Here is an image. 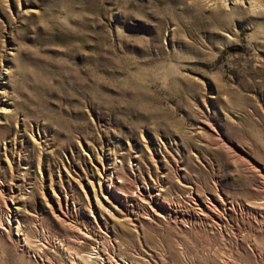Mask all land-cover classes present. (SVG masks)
<instances>
[{"label":"rangeland","instance_id":"obj_1","mask_svg":"<svg viewBox=\"0 0 264 264\" xmlns=\"http://www.w3.org/2000/svg\"><path fill=\"white\" fill-rule=\"evenodd\" d=\"M5 204L0 264H264V0H0Z\"/></svg>","mask_w":264,"mask_h":264},{"label":"bare ground","instance_id":"obj_2","mask_svg":"<svg viewBox=\"0 0 264 264\" xmlns=\"http://www.w3.org/2000/svg\"><path fill=\"white\" fill-rule=\"evenodd\" d=\"M225 3V2H224ZM222 4V3H221ZM224 6V5H223ZM117 186L115 185V184H113V185H111V183L109 184V188L111 189V188H116ZM145 194V193H144ZM143 194V195H144ZM143 195L141 194V196H142V198H140L141 199V201H143V202H145V204L146 203H148V202H146V197H143ZM147 195V194H146ZM148 195H149V198H150V200H152L153 201V203L155 204V206H157L158 208L160 207V205H159V203H161L160 201H159V199H160V194H153V193H151V192H148ZM218 195V194H217ZM223 197V196H222ZM198 198V197H197ZM196 197L194 198V205H196L195 204V202H198V200H196L197 199ZM224 199V198H223ZM216 200V203H208V202H213V201H215ZM212 199V198H206V200H203V203H204V206L203 207H201V209H198V211H199V213H198V218L197 219H195V220H198V219H203V218H209L211 221H210V223H207L208 225H211V226H213V227H216L215 229H217L218 228V230L219 229H221V227L223 226V220H222V217H221V213H220V211L222 210H226V208H225V205L224 204H226V203H224L223 204V202H222V200H220V198H218V199ZM227 200V199H226ZM225 202V201H224ZM230 205V204H229ZM5 208H6V210L4 209V210H1L0 211V226H2V227H5L4 225H7L8 226V228H9V230H7L6 229V232H4V235L6 234V235H8V237L9 238H11V233H12V231H14V228H15V230H17V232L21 235V236H19V238H17V242H19L20 244H21V247H22V250L27 254V255H30L31 256V236H30V233H29V229H24L23 227H22V223H21V221H20V219H18L17 217H15L14 218V216H12V211L9 209V207L5 204ZM197 206V205H196ZM202 206V205H201ZM145 207V206H144ZM235 207V206H234ZM170 209L171 210H174L173 208H171V206H170ZM18 210V209H17ZM156 210V209H155ZM155 210H153L154 212H155V214H156V211ZM227 210H228V208H227ZM149 211V210H148ZM175 211V210H174ZM229 211V210H228ZM227 211V212H228ZM152 212V211H151ZM200 213H202V214H200ZM224 213V212H223ZM146 214V213H145ZM146 215H150V213L149 212H147V214ZM150 217V216H149ZM171 218H173V216L171 215L170 216ZM96 219V218H95ZM183 220H185V217L183 216V218H182ZM225 219V218H224ZM195 220H193V219H191V221H193V222H196ZM206 220V219H205ZM204 221V220H203ZM226 221V220H225ZM17 223V226L15 225ZM188 223V222H187ZM205 223V222H204ZM203 223V224H204ZM186 224V223H185ZM200 224V223H199ZM71 225V224H70ZM226 225H227V223H226ZM15 226V227H14ZM72 226H73V224H72ZM70 227V226H69ZM75 227V226H74ZM209 227V226H208ZM213 227H212V229H213ZM224 227V226H223ZM222 227V228H223ZM210 228V227H209ZM76 229V228H75ZM228 229V228H227ZM73 230V229H72ZM30 231H31V229H30ZM80 230H78V232H79ZM82 231V230H81ZM213 231H215V230H213ZM227 231V230H226ZM220 232V231H219ZM82 233V232H81ZM217 233V232H216ZM222 233V232H221ZM1 234V233H0ZM103 234V233H102ZM102 234H99V233H97V234H94V233H92V235L94 236V239H92L91 238V236H88V235H85V234H79V236L78 237H81V238H83L85 241H88V242H90V240L92 241V240H97V241H101V244L103 245H105V243H109L110 242V240L109 239H107V237L105 236V235H102ZM224 234V233H223ZM1 236V235H0ZM92 236V237H93ZM221 237H222V235H221ZM225 237V236H224ZM60 238V237H59ZM76 238V237H75ZM62 239V238H61ZM247 239V238H246ZM250 240V239H249ZM221 241V240H220ZM229 241V240H228ZM65 242V241H64ZM72 242V241H71ZM77 242V241H76ZM93 242V241H92ZM222 242V241H221ZM62 243V242H61ZM70 243V242H69ZM73 243H74V240H73ZM78 243V242H77ZM96 243V242H95ZM75 244V243H74ZM180 244V243H179ZM221 244H223V243H221ZM40 245V244H39ZM71 245H73V244H71ZM208 245H210V244H208ZM218 245V244H217ZM220 245V244H219ZM63 246V245H62ZM69 247H70V244L68 245ZM76 246V245H75ZM74 245H73V247H75ZM106 246H108V245H106ZM105 246V247H106ZM211 246V245H210ZM213 246H215L214 244H213ZM220 246H222V245H220ZM60 247V246H59ZM96 247V246H95ZM98 247V246H97ZM103 247V246H102ZM209 247V246H208ZM207 247V248H208ZM228 247V246H227ZM255 247V246H254ZM61 248V247H60ZM65 248V247H64ZM67 248V247H66ZM71 248V247H70ZM108 248V247H107ZM106 248V249H107ZM256 248V247H255ZM33 249H34V247H33ZM72 249V248H71ZM74 249H76V248H74ZM96 249V248H95ZM103 249V248H102ZM101 249V250H102ZM209 249V251H211L210 250V247L208 248ZM218 249V248H217ZM220 249H222L221 247H220ZM258 249V248H257ZM34 250H36V249H34ZM37 250H39L38 248H37ZM103 250H105V249H103ZM109 250V249H108ZM215 250V249H214ZM255 250V249H254ZM70 251V250H69ZM78 251H79V248H78ZM77 251V252H78ZM181 253H185V252H183V251H186L185 249L182 251V248H181V250H179ZM32 252H34V251H32ZM39 252V251H38ZM75 252V251H74ZM220 252H221V250H220ZM248 253H250V251H247ZM34 253H36V252H34ZM69 253V252H68ZM70 253H71V251H70ZM79 253H80V251H79ZM107 253V252H106ZM212 253H214V252H212ZM224 254L226 253V252H223ZM41 254V253H40ZM81 254H83V253H81ZM103 254V253H102ZM217 254H219L220 255V253H217ZM254 254V253H253ZM66 255V252H63V256H65ZM74 255H75V253H74ZM101 255V254H100ZM99 254H98V251L96 252V255H92V254H88V255H86V256H83V255H81V256H78V255H76L75 257L74 256H68V260L72 263V264H145L144 262L145 261H141V260H138V259H133V260H130L128 257H122L121 259H116L115 260V258L114 257H110L109 256V254H103L102 256H100ZM106 255V256H105ZM218 255V256H219ZM228 255V254H227ZM114 256V255H113ZM215 256V255H214ZM141 257H143V256H141ZM220 257V256H219ZM222 257V256H221ZM47 259V258H46ZM46 259H44V260H46ZM41 260H43V259H41ZM66 260V259H65ZM67 260V261H68ZM225 263V262H224ZM228 264V263H227Z\"/></svg>","mask_w":264,"mask_h":264}]
</instances>
